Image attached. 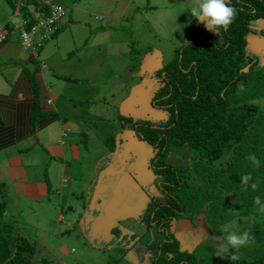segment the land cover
Masks as SVG:
<instances>
[{
    "label": "rangeland",
    "instance_id": "obj_1",
    "mask_svg": "<svg viewBox=\"0 0 264 264\" xmlns=\"http://www.w3.org/2000/svg\"><path fill=\"white\" fill-rule=\"evenodd\" d=\"M127 1L74 0V5L71 0L56 1L57 4L66 8V15L60 20V25L66 26L64 40L60 39L62 35L53 37L44 44V48L47 47L46 52L39 54V50L37 55L39 54L38 59L46 62V69L43 72L51 94L57 93L60 89L65 99H70L71 102L72 100L84 101L82 105H72L74 109H71L66 100L62 101L65 113L70 114L64 127L73 125L72 119L81 112L83 118L76 120L80 125L74 123L70 131L68 128L63 129L66 133L62 137H59L60 122L49 129L52 131L51 141L55 139V143L63 150H67L70 144L80 146L81 158L75 160L67 154L64 161L56 163L58 179L60 173H65L70 180L58 183L59 193H55L50 201L44 197L34 202L30 200L18 202L17 198L21 196L16 193L19 182L1 180L3 168L0 165V182H4L3 191L8 198L6 199L7 209L5 213L3 212L1 221L8 222L10 217L17 215L24 219L23 231L34 240L33 245L36 251L39 250L38 254L44 257L41 259L33 257L30 264H41L42 260H46V264H149L157 242L168 238L167 231H170L172 237L180 240L183 247H187L185 250L190 251V248L194 247L190 252L193 253L196 249L195 255L201 264H237V261H231L230 257L221 258L215 255V245L226 235L223 228L228 224L232 225L230 231L242 232L250 229L254 237V242L239 250L240 256L246 259L261 257L264 252V237H262L264 222L261 221L264 213L259 212V207L249 208V204L251 207L257 196L264 197V185L253 191L243 188L238 180L198 179L191 180L194 186L192 183L188 184L181 192H176L173 186H167L172 190L161 189L160 182H165L161 163L174 167L176 177L180 180H189V176L200 178V173L195 167L198 166V162L205 161V158L185 144H167L168 153L164 158L166 161L158 157L157 166L154 168L155 174L149 179L148 171L151 173V169L148 168L150 167L148 152L153 145L138 142V146L145 153L144 167L142 169L138 167L136 171L129 170L125 174L127 177L125 180H134L135 182L131 181L132 186H139L143 190L140 195L141 200H150V204H153L149 212L141 205L136 207L122 205L124 197L116 196V201L119 200V203L116 202L118 208H115L116 212L112 210L110 213L107 212V219L104 218L107 222L101 224L104 225L103 227H99L100 224L94 219L90 220V225L87 224V216L84 217L82 224L83 214L90 205V202L86 205L85 199L90 192L89 187L92 181L97 180L100 173L111 166L114 154L117 156V165L121 166L132 160L133 154L129 156L124 154L122 144L116 145V135L121 142L123 134L126 133L122 127L125 118L121 119V123L115 121L117 110L144 122L139 124L155 123L152 109L158 114L159 123L167 121L166 110L165 112L157 110L153 106L151 109L146 102L152 83L148 76L149 69L154 64L152 59L157 55L161 61L160 65L167 66L168 62L175 57L176 49L193 45L207 36L218 34V29L209 30L206 27V21L200 22L191 16L186 9L191 0H129L125 7ZM230 3L232 4V0ZM76 6L88 7L92 13L87 17L88 23L85 26H72L69 30L65 22L68 18H72L74 24L76 23L72 14ZM99 6L103 7L99 9ZM117 13L118 15L122 13L121 17L110 21L108 17ZM6 15L8 17L12 15V8L9 9L5 1L0 0V16ZM97 17L102 20H97ZM16 21L14 17L13 22L16 23ZM111 24H114L112 29ZM262 26L263 22H259L256 25V33L249 34L246 38L248 55H254L260 61H264V31H259ZM19 32L20 29L15 28L10 42L17 41ZM55 42L59 44L58 47L54 46ZM47 53L50 56L49 59L46 58ZM34 66L37 67V64L26 66L29 74H35L32 71ZM15 67L17 68L16 63L8 62L0 57V85L6 91L10 87L9 82L12 81ZM52 72L65 77L69 76V78H78V81H58L59 84H57L47 78V75ZM4 78L8 82L4 81ZM252 97L261 98L258 95ZM88 99L90 103L87 102ZM258 101L264 104V98ZM137 104H143V112L140 110L141 106ZM164 113L165 117L162 118L161 115ZM260 117L264 120V112L260 114ZM107 136L111 138L104 141ZM80 137H83L82 141H79ZM32 140L35 141V139ZM158 144L155 142L154 147H159L162 152L163 147ZM24 145L26 146H23L24 149L21 152L23 156H29V172H35L40 178H43L44 170L51 172L55 165L54 156L47 149V152L43 150L33 154L30 150L36 145L31 141H27ZM257 146L260 144H257L254 149ZM133 148L130 150L133 151ZM119 156H122L124 161L119 159ZM98 161L100 162L98 167H100L97 170ZM67 163L70 168L65 172L61 165ZM207 168L209 169L207 164L200 165L202 171ZM216 171L213 168L211 170V174L215 177ZM80 177L87 181L78 183ZM149 180L151 186H149ZM263 182L257 180L258 184ZM205 183L209 186H202ZM166 185L165 182L164 187ZM95 187L96 184L93 185L91 199L94 198ZM132 194L133 192L130 191V199H133ZM3 198L4 195H0V199ZM60 198H64L67 202L60 206L64 218L62 222H57L56 215L50 214L52 210L58 212L60 209ZM177 198L183 201L185 211L189 213L183 216L177 214L178 220L173 217L169 229L159 230L158 222L152 219L151 208L157 213H161L166 206L176 209L172 201ZM184 200H190L191 203L186 204ZM119 204H121L120 207ZM70 205L75 207L72 208ZM108 207L113 209L112 204ZM178 212L180 211L177 210ZM181 219L187 220V228L179 224ZM245 221L250 222L248 227ZM195 224L197 226L193 230ZM189 231L190 233L185 235V232ZM258 233L261 235L256 237Z\"/></svg>",
    "mask_w": 264,
    "mask_h": 264
},
{
    "label": "trees",
    "instance_id": "obj_2",
    "mask_svg": "<svg viewBox=\"0 0 264 264\" xmlns=\"http://www.w3.org/2000/svg\"><path fill=\"white\" fill-rule=\"evenodd\" d=\"M4 1L14 7V0ZM32 1L36 9L47 13L46 6ZM231 6L238 14L227 31L218 30V34L176 49L172 61L168 62L167 66L162 65V69H157L159 72L156 74H151L150 105L157 110L168 112L167 122L157 124H166L165 128L144 125L136 127L138 122L143 121H133L130 116L123 117L125 119L122 127L129 132L135 131V128L139 129L136 135L146 143L161 141L158 145L185 144L205 158V161L198 162L195 167L200 173V178L189 176V180H180L176 177L174 167L161 163L163 178L167 184L164 187L165 183H162L165 190H172L167 186H173L176 192H181L183 187L192 183L191 180L198 179H232L240 183V178L249 173L253 178L249 184L257 180L264 181V120L260 117L264 112V104L258 101L264 98V61L258 60L254 55H248L246 51V38L249 34L256 33V25L259 22H263L259 31H264V0H232ZM23 10L26 15H30L24 6ZM246 66L247 71H243ZM253 95L261 98L252 97ZM73 103L81 104L84 101L74 100ZM163 115L165 116V113ZM3 133L12 132L0 128V140L4 137ZM19 137L21 135L16 139ZM257 144L260 146L254 149ZM249 154H254L260 160L259 168H254L251 161L246 159ZM203 163L207 164L209 169L200 170ZM154 166H157L156 163ZM212 168L217 170L216 177L211 174ZM206 183L202 186L208 185ZM261 185H264V182L258 184V188ZM3 190L4 183L0 182L2 196ZM184 201L186 204L191 203L190 200ZM172 202L176 209L166 206L162 213L152 211V219L158 222L159 230L169 229L171 219L174 217L178 220L177 214L183 216L189 213L185 211L186 207L181 199L177 198ZM261 202L264 203V197ZM254 207L259 206L253 203L250 207L249 204V208ZM6 209V200L0 199V264H30L33 257L44 258L38 254L39 250L36 251L34 240L23 234L17 225L1 221ZM177 210L180 212L177 213ZM261 221L264 222V217ZM245 224L248 227L250 222L245 221ZM262 226L264 227V224ZM259 234L256 237L261 235ZM166 236L168 238L157 242L149 264H201L195 255L196 249L193 253L190 252L194 247L187 251V247H183L180 240L172 237L170 231H167ZM45 261L42 260V263L46 264ZM251 263L264 264V252L258 258L246 259L240 256L237 261V264Z\"/></svg>",
    "mask_w": 264,
    "mask_h": 264
},
{
    "label": "crops",
    "instance_id": "obj_3",
    "mask_svg": "<svg viewBox=\"0 0 264 264\" xmlns=\"http://www.w3.org/2000/svg\"><path fill=\"white\" fill-rule=\"evenodd\" d=\"M21 1L23 2L26 11L30 12L35 8V4L32 3L34 1L32 0H21ZM51 1L56 2L57 0H51ZM71 1H72V5H74L75 4L73 2L74 0ZM41 2L42 0H35V3H41ZM5 3L8 5L9 9L10 7L12 8V15H10V17H8L7 15L5 17L0 16V22H8V21L13 22V18L15 17L13 14V7L9 3L7 2ZM128 3L129 0L126 2L125 7H127ZM99 7H100L99 9H101L103 6H99ZM74 10L75 11H73L72 14H73V18L76 19V23L74 24L72 18H68V20L65 22L66 23L65 25H67V29L69 30H71L72 26H78V25L85 26L88 23L87 17L92 13L88 7H84V6H76L74 7ZM118 14L119 13L112 14L110 17H108L109 20L112 21L115 18L121 17L122 13L120 15ZM97 20H102V18L97 17ZM113 25L114 24H111V29ZM65 30H66V26H64V24H61V28L58 31L57 35H55V38L58 37L59 35H62L60 39L64 40L63 36ZM10 41L11 38L2 46H0V57L4 58L8 62H14L17 64V68L15 67V71L12 74V81L11 83L9 82L10 87L8 91L4 90V87L0 85V128L2 130L12 132L11 134L3 133L4 137L3 139L0 140V157H1L0 165L3 168V172L1 173V177H2L1 180L19 182L16 188V193L18 195H21L20 197L17 198L18 202H26L28 200L34 202L41 200L44 197L47 198L48 201H50L51 198L55 196L54 195L55 193H59L58 183H62L64 180H70L69 178L66 177L65 173L64 174L60 173L58 179L56 174V163L64 161L67 154H70L72 158L75 160H79L81 158V155H80V146L76 147L75 144H70V147H68L67 150H63L60 146H58L55 143V139L51 141L52 131L49 129L56 123L60 122L61 126H59L60 127L59 137H62L61 132L63 131V129L68 128L70 131L71 128L75 125L74 123L80 125V123H78V121L76 120H80L81 118H83V113L81 112L75 116V119H72L74 120L73 125H67V127H64L65 122L67 121L66 119L68 118V116H70V114L65 113V109L62 104V101L66 100L68 102V105L71 107V109H74L72 105H82L83 103L76 104L73 103L74 100H72L71 102L70 99H65L60 89L55 94L50 93V88L49 85H47L46 83L43 72L46 69V67L39 68L40 62H44V63L46 62L44 60L38 59L39 54L41 52H46L47 47L44 48L43 46L42 49L39 51V54L34 56L32 54V51L23 48L18 42V40L17 41L14 40L15 41L14 43ZM58 45L59 44H57V42L54 43V46L58 47ZM46 58L48 59L50 58L48 53L46 54ZM152 60L154 64L152 63ZM152 60L151 63L153 65L149 69L148 76H151L150 74L153 73V69L156 67V65H157L156 69L161 66L160 65L161 61L159 59V56L156 55ZM20 61H22L23 63ZM34 63L37 64V67L34 66V68L32 69V71L35 74H29L27 72L28 69H26V66L30 67V64H34ZM59 75L61 74L52 72L49 75H47V78L57 84H59L58 81H78V78L75 77L69 78V76L65 77ZM5 80L6 79L4 78V81ZM6 82L8 81L6 80ZM48 100H50V102H48ZM88 100L89 101L87 102L90 103V99ZM150 100H151V88L148 91V97L146 100L147 104L151 107ZM137 105H140L141 108L143 106V104H137ZM57 112H60L61 114H58ZM117 112L118 113L115 121L121 123L123 114L118 110ZM128 116H130L133 121L139 120L137 118H133L131 115L126 114V117ZM125 130L126 133L123 134L122 142L118 141L117 139L118 135H116L115 141H116V145L118 143L122 144V150H125L124 154L129 156L132 154L131 152L134 151V148L133 151L130 150L134 146L130 145L131 142L130 140L132 139V136H130L131 135L130 132L126 128ZM18 135H21V137L16 139ZM119 136L121 135L119 134ZM109 138L111 137L110 136L105 137L104 141H108ZM32 139H35V141H33ZM80 140L82 141L83 137H80L79 141ZM27 141H31L36 145L33 147V149L30 150L33 151L32 152L33 154L43 152V150L47 152L48 150V152L54 156L55 165L52 167L51 172L50 171L47 172V170H44L43 178L36 176L35 172H29V167H30V162H29L30 160L28 158L29 156H23L21 152L24 149L23 146H26L24 144L27 143ZM136 141L137 143L139 141H142L144 144H147L145 143L144 140L140 138H138ZM111 142L114 143V141ZM80 144L81 146H84L82 145V143ZM60 145H62V143H60ZM141 150L144 153V150L142 148ZM99 164L100 162L98 161L97 170L100 167V166L98 167ZM61 167H63V170L65 172L69 171L70 168L68 163L65 165L64 164L61 165ZM86 181L87 180H84L83 178L80 177L78 183H85ZM88 182H90V180H88ZM95 184H96V180H93L92 184L89 187L90 192L87 196V199H85L86 205L89 203L92 190L94 189L93 185ZM130 185L133 184L131 183ZM130 185L124 184L118 189L117 194L119 198L129 196L127 190L128 187H130ZM65 186L67 187L69 185H65ZM149 186H151L150 180H149ZM80 197H82V195H80ZM4 198L5 200L8 199L5 192H4ZM117 201L116 198H114L112 203L113 209L108 207L107 208L108 213H110L111 210L113 212H116L115 208H118L116 202L119 203V200ZM66 202L67 201L64 200V198H60L59 199L60 209L58 210V212L57 210L51 211L50 215L51 216L56 215L57 222H62L64 218V215L62 213V208L60 206L62 204H66ZM147 202H148L147 203V208H148V206H151L150 200H147ZM120 205L121 204H119V207ZM70 206H72V208L75 207L74 205H70ZM104 218L107 219V213ZM8 222L17 225V227L22 231V233L28 236V234H26L23 231L22 225L25 224V221L21 216L17 215L16 217H10ZM105 222H107V220L104 221L103 223Z\"/></svg>",
    "mask_w": 264,
    "mask_h": 264
},
{
    "label": "clouds",
    "instance_id": "obj_4",
    "mask_svg": "<svg viewBox=\"0 0 264 264\" xmlns=\"http://www.w3.org/2000/svg\"><path fill=\"white\" fill-rule=\"evenodd\" d=\"M186 9L190 12L191 16L195 17L198 21H206V27L209 30L218 29L220 31H227L235 22L238 14L237 10L233 6H231L230 0H191L190 5L186 7ZM123 117L126 116H124L123 114ZM63 132L66 133V131L63 130L61 132L62 136L64 135ZM130 134L133 139L130 145H137L138 143L136 140L138 139V137L134 135L133 132H130ZM134 151L131 153L133 154ZM132 159L134 158L132 157ZM246 159L251 161L254 168L260 167V160L254 154H249ZM240 180L241 186L243 188L250 187L253 191L257 190V182H252L251 184H249V181L253 180L250 173L242 176ZM128 188V193L130 191L133 192V199L136 197V194L143 193V190L140 189L139 186L130 185V187ZM145 202L146 206L144 208L146 209L148 202ZM254 204L259 206V212L264 213V203L261 202V198L259 196L254 198ZM231 228V224L224 226L223 232L226 233V235L222 240L217 241L215 245V255L220 256L221 258L230 257L231 261L236 262L240 260L239 250L242 247H245L254 242V237L252 236L250 229H245L242 232H235L230 231Z\"/></svg>",
    "mask_w": 264,
    "mask_h": 264
},
{
    "label": "built area",
    "instance_id": "obj_5",
    "mask_svg": "<svg viewBox=\"0 0 264 264\" xmlns=\"http://www.w3.org/2000/svg\"><path fill=\"white\" fill-rule=\"evenodd\" d=\"M41 3L47 7V13L34 8L28 16L24 13L23 2L14 0L13 14L17 22H0V45L12 38L17 28L20 29L17 38L20 45L31 50L34 56L37 55L38 49L58 31L60 20L66 15L65 8L60 4L51 0H42ZM40 67L45 68V63L40 62Z\"/></svg>",
    "mask_w": 264,
    "mask_h": 264
},
{
    "label": "water",
    "instance_id": "obj_6",
    "mask_svg": "<svg viewBox=\"0 0 264 264\" xmlns=\"http://www.w3.org/2000/svg\"><path fill=\"white\" fill-rule=\"evenodd\" d=\"M247 69H248V66H246L243 69V71H247ZM140 110L142 112L144 111L142 108H140ZM130 141H133V139H131ZM134 150L135 151L132 156L134 159H132V162L130 164L125 162L121 166L117 165L116 163L117 156H115L114 154L111 160V166H108V168L103 170L100 173V176L97 180L95 179L96 180V187H95L96 190L94 192V198L91 199V196H90V200H89L90 205L81 219L82 224L84 221V217L87 216V224L90 225L91 223L90 220L94 219L97 223L100 224L99 227L100 226L103 227L104 225H101V224L104 221V217L107 213V208L110 204L113 203L114 198L118 196L117 194L118 189L124 184H127V183L131 184V181L135 182L134 180H125V178H127L125 174H127L129 170L136 171L138 167L142 169L144 167L143 163H144L145 157L142 155L143 152L141 148L138 146V144L134 145ZM118 158L123 160L122 156H119ZM109 169H111L114 172H109L108 171ZM140 195L142 194L140 193L137 194L136 199L135 198L130 199L129 196H125L123 199L122 205L123 204L133 205L134 207L141 205L142 207H145L146 202L144 200H141Z\"/></svg>",
    "mask_w": 264,
    "mask_h": 264
},
{
    "label": "flooded vegetation",
    "instance_id": "obj_7",
    "mask_svg": "<svg viewBox=\"0 0 264 264\" xmlns=\"http://www.w3.org/2000/svg\"><path fill=\"white\" fill-rule=\"evenodd\" d=\"M156 67H157V65H156ZM156 67L153 69V74H156L158 71H156L157 69H159V68H161L162 66H160L159 68H157L156 69ZM163 68V67H162ZM161 68V69H162ZM156 69V70H155ZM158 108V107H157ZM156 109V108H155ZM153 111V117H154V122L155 123H153V122H147V124H143V123H141V124H139V122L137 123V126L136 127H138V126H142V125H144V126H147V125H150V127H157V128H165V126H166V124L165 125H163V126H161V125H157V124H163V123H159L158 121V119H157V117H158V114H156V111H154V110H152ZM165 112V111H164ZM124 116H126V114H124ZM161 117L162 118H164L165 116L162 114L161 115ZM136 121H138V120H136ZM164 123H166L165 122V120L163 121ZM152 125H154V126H152ZM136 131H140L139 129H137V128H135V131H133V133H134V135H136ZM137 136V135H136ZM138 137V136H137ZM122 142V141H121ZM161 142V141H160ZM160 142H158V143H160ZM153 146H151L150 147V149H149V152H148V156H149V166L150 167H148V168H150L151 169V173L148 171V178L150 179L151 178V176H153L154 174H155V171H154V168H155V163H156V161H157V159H158V157H160V158H162V160L163 161H166L164 158L166 157V155H167V145H164V144H161V147H163V150H162V152H160V150H159V147L158 148H155L154 147V143L151 141L150 142ZM163 145V146H162ZM136 149H138V148H136ZM158 153H160V155H158ZM142 155L145 157V153H142ZM145 161V160H144ZM132 162V160L131 161H129L128 162V164L129 163H131ZM155 162V163H154ZM126 179V178H125ZM113 180V179H112ZM129 180V179H128ZM162 183H165V182H160V185H161V189H164L163 187H162ZM151 206H148V208H147V211L149 212L150 211V207H152V203L150 204ZM160 205H162V204H160ZM162 213V212H161ZM151 216V215H150ZM154 217V212L152 213V218ZM186 221L187 220H180V223L179 224H181L183 227H185L186 226V228H187V225H186ZM195 229H196V224H195ZM193 227V228H194ZM174 229V228H173ZM201 230V229H200ZM199 230V231H200ZM198 231V232H199ZM201 232V231H200ZM190 233V231L189 232H185V235H188Z\"/></svg>",
    "mask_w": 264,
    "mask_h": 264
},
{
    "label": "bare ground",
    "instance_id": "obj_8",
    "mask_svg": "<svg viewBox=\"0 0 264 264\" xmlns=\"http://www.w3.org/2000/svg\"><path fill=\"white\" fill-rule=\"evenodd\" d=\"M108 171H109V172H114V171H112L111 169H109Z\"/></svg>",
    "mask_w": 264,
    "mask_h": 264
}]
</instances>
